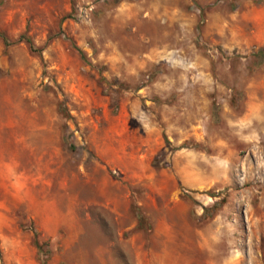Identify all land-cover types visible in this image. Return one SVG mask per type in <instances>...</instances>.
<instances>
[{
    "label": "rangeland",
    "instance_id": "1",
    "mask_svg": "<svg viewBox=\"0 0 264 264\" xmlns=\"http://www.w3.org/2000/svg\"><path fill=\"white\" fill-rule=\"evenodd\" d=\"M0 32V264H264V0H0Z\"/></svg>",
    "mask_w": 264,
    "mask_h": 264
},
{
    "label": "trees",
    "instance_id": "2",
    "mask_svg": "<svg viewBox=\"0 0 264 264\" xmlns=\"http://www.w3.org/2000/svg\"><path fill=\"white\" fill-rule=\"evenodd\" d=\"M0 38L2 39V41L4 42L5 45H8L9 44L8 39L1 32H0ZM19 40L25 41L28 44V46H29V48L31 50L38 51V49H36L33 46L31 39L28 36H26L25 34L20 35ZM253 55L260 62L264 61V49H258L256 51V53H254ZM62 110H64V109L62 108ZM64 141L67 143V139L66 138H65ZM69 147L71 149L73 148L71 144H69ZM136 218H137V221H138V226H142L144 223L147 222V218L139 210L136 211ZM35 244L38 247V249H41V245L38 243V241H35ZM43 264H45V263H43Z\"/></svg>",
    "mask_w": 264,
    "mask_h": 264
}]
</instances>
